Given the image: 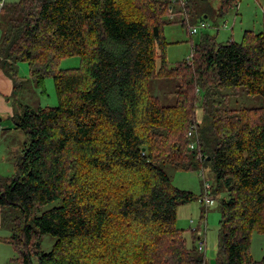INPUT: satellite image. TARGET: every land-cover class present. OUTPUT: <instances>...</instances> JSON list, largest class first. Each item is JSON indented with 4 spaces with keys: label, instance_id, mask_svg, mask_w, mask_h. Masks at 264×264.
<instances>
[{
    "label": "trees",
    "instance_id": "trees-1",
    "mask_svg": "<svg viewBox=\"0 0 264 264\" xmlns=\"http://www.w3.org/2000/svg\"><path fill=\"white\" fill-rule=\"evenodd\" d=\"M238 2L4 3L0 67L11 96L26 62L37 87L52 77L58 100L20 103L12 115L22 145L12 153L14 172L0 174V223L11 232L0 240L20 264H32V255L37 264H204L205 240L190 248L175 227L178 205L197 197L172 185L166 165L209 166L211 194L224 193L218 262L264 264V255L255 261L249 252L251 232L264 234V106L229 105L239 89L264 98V29L244 30L241 42L202 35L173 64L162 36L166 23L224 17ZM72 56L79 65L61 69ZM156 78L175 81L171 104L151 93ZM45 234L55 238L49 251L41 249Z\"/></svg>",
    "mask_w": 264,
    "mask_h": 264
},
{
    "label": "rangeland",
    "instance_id": "rangeland-1",
    "mask_svg": "<svg viewBox=\"0 0 264 264\" xmlns=\"http://www.w3.org/2000/svg\"><path fill=\"white\" fill-rule=\"evenodd\" d=\"M10 1V0H9ZM18 1V0H11ZM213 8H217L219 0H210ZM171 16V15H170ZM178 21H172L162 26V36L165 41L164 53L168 63L173 64L187 58L191 54L193 45L201 40L202 35H212L217 43L228 41L241 42L244 30L260 32L264 29V0H239L237 7L231 9L224 17H206L203 21L207 27L198 29L191 35L186 25ZM5 26L4 19L0 16V38L3 35ZM79 65L78 57L72 56L61 60L59 67L61 69L73 68ZM29 68L26 62L18 64V76L23 77L22 85L10 96L5 97L0 94V98L5 101L6 109L0 113V132L2 129L4 139H0L2 146V161L0 160V174L4 176L11 175L13 164L11 155L17 153L19 146L22 145V135L18 129L14 128L12 120L13 111H19V104H27L32 108L37 106H56L58 100L55 94L54 82L52 77L44 79L42 88L37 87L34 82L28 79ZM175 81L173 79H151L149 82L150 91L153 95L159 97L163 104H171L174 101ZM228 89L226 91H232ZM11 91V85H10ZM9 91V92H10ZM237 96L229 99V105L234 107H260L264 106V98L259 96H247L241 89ZM16 101V103L13 102ZM197 119H201V110H197ZM174 187L192 192L197 199L180 203L176 209L175 227L183 230L182 234L186 244L190 248H197L199 240L196 238V232L199 231L201 238L205 240V249L200 252L204 255V264H220L218 262V240H219V199L224 193L220 192L213 195V201L210 205L200 203L198 198L204 193V183L207 181L214 184L213 174L209 166L200 170L175 171L171 166H164ZM59 203V200L45 205L40 212ZM10 229L6 226H0V237L7 238L10 235ZM55 238L50 234H45L41 238V249L49 251ZM249 252L251 258L260 261L264 255V234L253 230L250 235ZM18 254L14 247L0 240V264H20L17 260ZM32 264H37L34 255L31 256Z\"/></svg>",
    "mask_w": 264,
    "mask_h": 264
},
{
    "label": "built area",
    "instance_id": "built-area-1",
    "mask_svg": "<svg viewBox=\"0 0 264 264\" xmlns=\"http://www.w3.org/2000/svg\"><path fill=\"white\" fill-rule=\"evenodd\" d=\"M4 0H0V9L4 6ZM188 31L191 35L195 34L198 29H203L206 28L207 25L203 20L198 21L195 24H188ZM188 136L191 135L190 131L187 134ZM190 148L194 147V143L190 142L189 143ZM202 172V171H201ZM204 193L202 194V196H200V198H198L200 203H204L205 205H210L213 201L214 196L211 194V184L208 183L207 181L204 183ZM197 237L199 238V244H198V249H201V235L200 232L197 231L196 232Z\"/></svg>",
    "mask_w": 264,
    "mask_h": 264
},
{
    "label": "crops",
    "instance_id": "crops-1",
    "mask_svg": "<svg viewBox=\"0 0 264 264\" xmlns=\"http://www.w3.org/2000/svg\"><path fill=\"white\" fill-rule=\"evenodd\" d=\"M4 2L5 3H12V2H15V1L4 0ZM10 85H11V91H10ZM12 90H13L12 81L4 74L2 68L0 67V94L5 97L9 93L10 96H11L12 95ZM3 109H6V104H5V101L0 98V113L3 112ZM5 137L6 136L4 135V132H3V129H2V133L0 132V139H2V138L4 139ZM2 153L3 152H2V146H1L0 147V160L1 161L3 159ZM11 160H12V155H11ZM0 226H1V223H0Z\"/></svg>",
    "mask_w": 264,
    "mask_h": 264
}]
</instances>
